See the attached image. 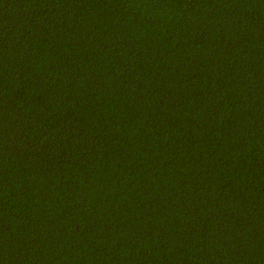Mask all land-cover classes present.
<instances>
[{
	"label": "trees",
	"instance_id": "trees-1",
	"mask_svg": "<svg viewBox=\"0 0 264 264\" xmlns=\"http://www.w3.org/2000/svg\"><path fill=\"white\" fill-rule=\"evenodd\" d=\"M0 264H264V0H0Z\"/></svg>",
	"mask_w": 264,
	"mask_h": 264
}]
</instances>
